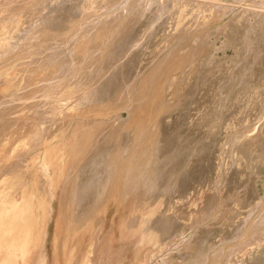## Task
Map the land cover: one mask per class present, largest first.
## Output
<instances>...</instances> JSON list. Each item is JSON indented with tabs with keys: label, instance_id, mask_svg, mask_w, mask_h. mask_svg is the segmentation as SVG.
I'll return each instance as SVG.
<instances>
[{
	"label": "rangeland",
	"instance_id": "1",
	"mask_svg": "<svg viewBox=\"0 0 264 264\" xmlns=\"http://www.w3.org/2000/svg\"><path fill=\"white\" fill-rule=\"evenodd\" d=\"M154 1L0 0V95L20 84L88 93L59 114L18 113L9 101L0 109V126L16 121L0 127V167L10 163L0 174V234L32 199L39 241L28 264H70L74 238L88 244L92 224L72 232L69 217L89 187L90 216L103 219L114 251L127 244L125 263L153 235L167 243L183 227L175 255L199 247L204 264H233L251 251L249 264H264V159L254 149L264 89L262 102L240 109L243 88L264 84V20L252 15L264 14V0ZM209 200L215 210L202 222L195 214Z\"/></svg>",
	"mask_w": 264,
	"mask_h": 264
},
{
	"label": "bare ground",
	"instance_id": "2",
	"mask_svg": "<svg viewBox=\"0 0 264 264\" xmlns=\"http://www.w3.org/2000/svg\"><path fill=\"white\" fill-rule=\"evenodd\" d=\"M5 1V0H4ZM7 2L9 0H6ZM13 2V0H10ZM155 2L154 0H145L146 3L150 2ZM32 4L31 1L27 3V5ZM160 7L163 4H159ZM158 5V6H159ZM165 7V6H164ZM162 7V8H164ZM255 19H257V24L262 25V21L264 20V14L261 13H256L253 14ZM179 27H177L176 30H178ZM163 31V30H162ZM227 43H231V41L228 40V42L225 43V45H228ZM243 48L244 46H248L247 42L244 40L242 44ZM146 47V46H144ZM218 63V62H217ZM219 64V63H218ZM216 65V67H219L222 65ZM236 74V73H235ZM262 74V72H261ZM260 74V75H261ZM246 82L249 80L250 77L244 76ZM99 78H96L94 81L90 82V86H93L95 82L98 81ZM242 82L244 79L240 78ZM240 84V82H239ZM86 85V84H82ZM28 85L26 84H20L19 89H13L12 92L9 94L5 95H0L2 102L0 103V109L1 111L5 112L9 108V106L5 105V103L9 102H14L16 105L14 107L16 108V111L18 113H26L28 115H35L39 114L42 111H46L48 114H59L66 106H69L68 100L73 98V97H80L82 95L88 96L87 93V87H78V88H71L64 92L63 94H59L58 92H51L48 91L46 92L44 90V87H37L35 89H31L27 91ZM264 89V84H262L257 90L254 92H251V86L248 85L247 87L245 86L240 94L242 97V106L240 107L241 110H248L247 106L253 103L254 100L258 99L260 102H262V96H260L261 92L259 90ZM97 92L95 96H99L98 88H96ZM260 96V97H258ZM44 106H47L45 109L43 108ZM33 109L34 112L33 113ZM257 109V108H251L250 110ZM249 117L245 118V121L248 120ZM242 118L239 119H232L231 123H228L226 126H224L222 129H228V131L231 128L230 124H234L238 120H241ZM239 122V121H238ZM14 125L16 124V121L9 120L7 118H4L1 121V128H4L7 125ZM26 124H29L32 128L36 129H42V127L39 125L38 122L29 120ZM210 124L204 125L205 127H208ZM259 128V141L258 144L254 147V149L259 150V154H261L262 159H264V131L263 127ZM21 150V147L15 150V154L17 155ZM19 154L18 156H20ZM17 156V157H18ZM5 163V162H4ZM2 164L0 167V174H3V170L10 166L9 162L7 163V166L5 167V164ZM61 164V163H60ZM86 166V165H85ZM102 172V167L101 165L97 166L95 168V173L100 175ZM66 175V174H65ZM182 178V177H181ZM78 188L73 189L72 191L69 192L70 194H73L75 197V193ZM90 193L85 198H81V203L74 207H72L75 211L74 213L70 214V222H71V228L70 230L72 232H76L80 230L82 227H84L86 224L91 223V234L89 236V241L88 244L85 247H80L78 245V237L74 238L73 240V247L71 249V252L69 254V261L70 264H128L125 263V261H122V258L125 255V249H128V246H120L118 251H114L113 246L111 242L109 241V236L103 235L102 231V224H103V219L99 216L94 217L90 216V213L93 212L95 203L92 204L93 201V194L91 191V188L89 187ZM189 188L183 185V188H180V192H182V195H185L189 193ZM229 195V190L226 192V196ZM230 196V195H229ZM186 198V196H184ZM183 197V198H184ZM187 199V198H186ZM185 199V200H186ZM235 199V198H234ZM160 201L161 198L159 197H154L152 201ZM184 200V201H185ZM31 204L27 205L26 211L29 213L27 214L25 212V215L22 218L19 216L17 217L18 221H10L9 227L6 233L0 234V264H28V256L30 253L31 246L36 244V242L39 241V234H33V224L34 220H36V216L30 211H32V207H34L33 200L31 199ZM154 203V202H153ZM92 204V205H91ZM91 205V206H90ZM13 207V205H10ZM88 208V210L85 212V207ZM204 208L206 209L203 215L201 214H195L196 217H201V221L203 222L204 217H208L211 212L215 210V203H213L211 200L207 201V203L204 205ZM194 211H197L195 209ZM1 213V210H0ZM197 222L200 220L196 218ZM200 222V221H199ZM149 222L147 221V218L144 216H141L139 220V225L141 226L142 230L144 233L151 235L149 231ZM12 228L14 230H12ZM106 232V231H105ZM185 232V229L183 227L181 228H176L173 233H172V239L168 241L167 243H162L163 240L160 242L159 238L156 237L155 234L156 231L152 232L153 235V242L152 244H148L146 246H141L142 248L140 249V252L137 255V260L129 263V264H171L172 262H179L180 264H204L201 260V253H198V250H200L199 247H197V251L195 250V254L192 253L190 254L188 259H184L181 256L175 255L170 252L171 246L174 245L175 241H183L184 238H181L180 236H183ZM13 233V235H12ZM74 235V234H73ZM163 239V238H162ZM124 244V243H123ZM122 244V245H123ZM125 245V244H124ZM250 246V245H249ZM195 246H192L190 243H186L181 249H185L188 251H192ZM196 249V248H195ZM161 259V261L154 263V259L158 258ZM252 252L248 251L245 254V257H240L237 260L233 261V264H249L250 262V256Z\"/></svg>",
	"mask_w": 264,
	"mask_h": 264
}]
</instances>
